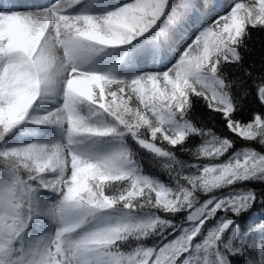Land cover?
Instances as JSON below:
<instances>
[{"label": "snow or ice", "instance_id": "6c2138e0", "mask_svg": "<svg viewBox=\"0 0 264 264\" xmlns=\"http://www.w3.org/2000/svg\"><path fill=\"white\" fill-rule=\"evenodd\" d=\"M254 32L264 0H0V264H264Z\"/></svg>", "mask_w": 264, "mask_h": 264}, {"label": "trees", "instance_id": "16d2710c", "mask_svg": "<svg viewBox=\"0 0 264 264\" xmlns=\"http://www.w3.org/2000/svg\"><path fill=\"white\" fill-rule=\"evenodd\" d=\"M241 2L249 3L251 2V0H241ZM262 42H264V34H257L254 32L253 39L249 45V47L251 49H254V51L245 53V61H244L245 65L251 66L252 71L254 72H257L261 68V61L262 59H264V47H261ZM93 66L100 68L102 67V63L99 58H97V62ZM109 68L110 67L106 68V70ZM111 69L117 72L121 70L120 67H112ZM245 103L249 107H255V102L253 98H249ZM20 138L21 139L28 138V133L21 132ZM194 143H199V139L197 138V140ZM253 147H255L257 150H264V149H260V146L258 144L253 145ZM141 159H142V165L146 169L147 173L155 174L157 172V167L153 164L150 157L142 156ZM163 179L165 180L167 179L166 175L163 177ZM149 244H151V242H149Z\"/></svg>", "mask_w": 264, "mask_h": 264}, {"label": "rangeland", "instance_id": "374dc122", "mask_svg": "<svg viewBox=\"0 0 264 264\" xmlns=\"http://www.w3.org/2000/svg\"><path fill=\"white\" fill-rule=\"evenodd\" d=\"M44 2V3H49V2H55V0H30V2ZM108 52L111 53V55H108L107 53H102L101 57H99L100 59L103 60V66L102 68H107L108 65L109 67H116V66H121L123 64V61L120 60L119 56L116 55V53L113 50H108ZM113 90H115L114 86H113Z\"/></svg>", "mask_w": 264, "mask_h": 264}]
</instances>
